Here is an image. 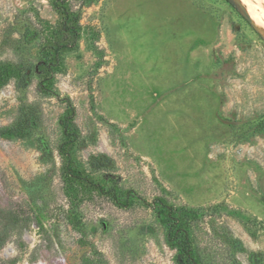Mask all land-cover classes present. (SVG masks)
Instances as JSON below:
<instances>
[{
  "label": "rangeland",
  "instance_id": "374dc122",
  "mask_svg": "<svg viewBox=\"0 0 264 264\" xmlns=\"http://www.w3.org/2000/svg\"><path fill=\"white\" fill-rule=\"evenodd\" d=\"M55 1L0 0V264H180L156 197L189 210L202 264H264V22L241 0H67L82 32L45 81ZM68 111L78 167L142 200L67 180Z\"/></svg>",
  "mask_w": 264,
  "mask_h": 264
},
{
  "label": "trees",
  "instance_id": "16d2710c",
  "mask_svg": "<svg viewBox=\"0 0 264 264\" xmlns=\"http://www.w3.org/2000/svg\"><path fill=\"white\" fill-rule=\"evenodd\" d=\"M54 5L60 15L59 35L45 48L44 57L38 65V70L43 74V80L45 81H50L54 66H57L60 62L61 52L73 48L82 32L79 16L77 13L71 11L67 0H57L54 2ZM72 119L73 111H68L61 119L65 140L60 145V151L66 160L65 177L67 180L69 182H78L89 188L108 192L120 206H129L136 199L142 200L141 197H138L130 189L125 191L119 190L114 182L107 188L106 181H103V183L102 181H95L84 170L78 167L72 153L77 137V130L72 124ZM13 130V128L4 129L2 130V134L6 136L18 135V132L16 133ZM153 205L157 218L167 228V239L178 249V262L180 264H202L195 255L191 230L188 225L189 210L170 204L161 197H156Z\"/></svg>",
  "mask_w": 264,
  "mask_h": 264
},
{
  "label": "bare ground",
  "instance_id": "6f19581e",
  "mask_svg": "<svg viewBox=\"0 0 264 264\" xmlns=\"http://www.w3.org/2000/svg\"><path fill=\"white\" fill-rule=\"evenodd\" d=\"M245 2L255 22H264V0H241ZM260 27V25H259ZM263 27V26H262ZM261 28V27H260ZM39 264H46L41 262Z\"/></svg>",
  "mask_w": 264,
  "mask_h": 264
},
{
  "label": "water",
  "instance_id": "95a60500",
  "mask_svg": "<svg viewBox=\"0 0 264 264\" xmlns=\"http://www.w3.org/2000/svg\"><path fill=\"white\" fill-rule=\"evenodd\" d=\"M242 7H243L244 10L246 11V6H243V5H242ZM246 13H247V12H246ZM246 13H244L243 15H244L247 19H249L248 16H247L248 13H247V14H246ZM248 15H249V14H248Z\"/></svg>",
  "mask_w": 264,
  "mask_h": 264
}]
</instances>
